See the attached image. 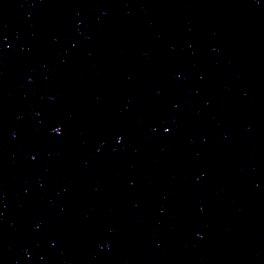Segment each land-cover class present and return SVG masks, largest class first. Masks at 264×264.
I'll use <instances>...</instances> for the list:
<instances>
[{
    "label": "water",
    "instance_id": "water-1",
    "mask_svg": "<svg viewBox=\"0 0 264 264\" xmlns=\"http://www.w3.org/2000/svg\"><path fill=\"white\" fill-rule=\"evenodd\" d=\"M94 264H264V142L176 194Z\"/></svg>",
    "mask_w": 264,
    "mask_h": 264
}]
</instances>
